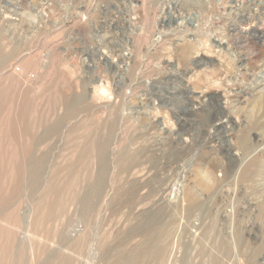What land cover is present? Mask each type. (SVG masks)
Listing matches in <instances>:
<instances>
[{
	"label": "rangeland",
	"instance_id": "374dc122",
	"mask_svg": "<svg viewBox=\"0 0 264 264\" xmlns=\"http://www.w3.org/2000/svg\"><path fill=\"white\" fill-rule=\"evenodd\" d=\"M255 25L264 0H0V264H157L153 233L161 264H264Z\"/></svg>",
	"mask_w": 264,
	"mask_h": 264
},
{
	"label": "bare ground",
	"instance_id": "6f19581e",
	"mask_svg": "<svg viewBox=\"0 0 264 264\" xmlns=\"http://www.w3.org/2000/svg\"><path fill=\"white\" fill-rule=\"evenodd\" d=\"M248 19V18H247ZM243 22H240V24H242ZM250 26V25H249ZM256 26V25H255ZM254 26V27H255ZM264 26V25H263ZM247 28H248V26H247ZM247 28H245L244 29V31H242L241 29V31H240V33H241V35H240V38H238V40L236 41V42H234V43H238V46L240 47V49H248V48H246L247 47V44H249L248 42H252L254 45H255V43H257V42H261V43H264V32H262V31H259V30H261V29H263V27H260V26H256V28L254 29V31L253 30H250V32H248L246 29ZM252 28V27H251ZM251 28H249V29H251ZM248 29V30H249ZM253 32V33H252ZM257 32H259V33H257ZM256 34V35H255ZM260 44V43H259ZM256 45H258V44H256ZM264 46V45H263ZM239 49V50H240ZM253 49V48H252ZM262 49V48H261ZM261 49H259V50H261ZM254 50V49H253ZM259 50L257 51V52H259ZM183 51V50H182ZM256 52V51H255ZM257 52L252 56V57H254V56H256L257 55ZM260 52H262V51H260ZM187 54V53H186ZM260 54V53H259ZM258 54V55H259ZM249 57V56H248ZM250 58V57H249ZM255 58V57H254ZM257 58H258V56H257ZM253 59V58H252ZM259 59V58H258ZM6 62V61H5ZM263 62V61H262ZM264 63V62H263ZM259 64V63H258ZM252 68H256V69H261L263 72H264V64H262V65H258V66H255V67H252ZM255 70V69H254ZM261 71V72H262ZM261 80V79H260ZM260 98V97H259ZM259 98H257V99H259ZM263 98V97H262ZM256 99V100H257ZM255 100V99H254ZM264 101V100H263ZM256 102H260V101H256ZM257 104V103H256ZM259 105V107H257V109H258V113H260V115H261V118H262V115H264V102L263 103H258ZM254 108V107H253ZM255 114V113H254ZM257 116V115H256ZM254 117V116H253ZM260 118V119H261ZM254 127H256V126H254ZM259 127V126H258ZM260 137V136H259ZM243 146H244V143H243ZM124 151V150H123ZM225 152H227V150H225ZM126 153V152H125ZM120 155V154H119ZM132 155H133V153H132ZM102 156H100V158H101ZM102 159V158H101ZM122 159L123 158H120V159H118L117 160V163L121 166V168H120V173H123V174H126L127 176H129L130 174H132V172L133 171H137V172H141V170H144V168H141L140 166H142V162H140V161H137L136 159H126L124 162L122 161ZM123 162V163H122ZM228 165V164H227ZM253 167V166H252ZM118 171V170H117ZM230 171V170H229ZM148 172V171H147ZM254 172H255V170L254 171H252V170H246V169H244V171L242 172V179H244V180H253V178L257 175H259L258 173H256V174H254ZM142 173H143V171H142ZM139 175V174H138ZM142 175V174H141ZM207 175V174H206ZM209 179V178H208ZM263 179V178H262ZM203 181H205V180H203ZM203 184H204V182H202ZM153 237H151V239H149V241H150V243L149 244H147L149 247H151V249H150V253L152 254V256L154 257V259L155 258H157V259H159V260H157V264H161L162 263V256H163V254H164V249H162V248H159V246H157L155 243L157 242V240H158V238H159V235L157 234H154L153 233ZM161 238V237H160ZM147 240V239H146ZM154 241H155V243H154ZM155 245V246H154ZM217 257V256H216ZM216 257H212L211 258V260H210V264H220V259H218V258H216ZM130 260V259H129ZM131 261V260H130ZM141 261V256L139 257V258H132V262H140Z\"/></svg>",
	"mask_w": 264,
	"mask_h": 264
}]
</instances>
